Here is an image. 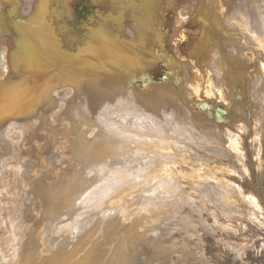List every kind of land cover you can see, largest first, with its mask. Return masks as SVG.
Instances as JSON below:
<instances>
[{"label":"rangeland","instance_id":"rangeland-1","mask_svg":"<svg viewBox=\"0 0 264 264\" xmlns=\"http://www.w3.org/2000/svg\"><path fill=\"white\" fill-rule=\"evenodd\" d=\"M187 1L173 0L170 5V0H162L163 12L159 14L163 22L159 29L161 32L162 30L166 32L160 42L165 51L163 52L155 44L159 54L154 51V55L161 57L164 61L168 60L167 58L176 61L174 63V66L177 65L176 81L180 87L184 83L183 70H189L192 82L197 81L200 84L201 92L198 97H201L208 105L213 107L215 105V109L226 112L223 102L217 96L215 86L212 89V96L207 97L204 92L207 89L209 78L214 82L217 80V75L210 64L213 54L212 47L217 45L213 39L223 32L222 28L218 29V23L212 21L216 0H201V3L208 5L205 10L207 23H202L203 18L200 20L198 13L199 10L203 11L204 6L198 9L200 0H196L197 7L195 6L190 11L189 16L186 17L187 21L177 24L178 18H181L182 7ZM68 2L69 16L64 17L75 33L85 32L88 26H105L106 28L107 24L111 27L112 23L107 14L110 10L112 12L115 10L108 5L107 0H68ZM5 4L7 3L2 2L5 15L2 18L3 28L0 25V31L3 29L0 48L3 43L5 48H2L4 56L0 55V77L5 75L4 77H11V80H17V68H14L11 59L16 35L12 21L15 22L16 15L11 13V7L7 4L8 15ZM127 9L133 11L131 8ZM127 9L123 10L125 21L123 23L124 33H122L124 37H127V32H125L127 25H131L132 22L130 17H127ZM200 13L203 16V12ZM59 21L55 19V24L57 25ZM205 24L211 25L213 32ZM198 39H203L206 47V51L203 48L202 56L205 54L207 57V69L203 67L205 55L202 57L199 53L202 57L199 58L200 62L195 56L189 54L191 48L202 42ZM222 40H224L223 36H221V43ZM246 54L252 59V63H258L252 50L246 51ZM227 60L232 62L228 55ZM158 62L161 63V61ZM236 66L238 68H235L237 79L233 83L236 88L235 97L237 101L243 100L244 106L249 111L248 115L251 116L249 121L251 120L252 131L258 134L250 138L251 128L248 129L247 126L243 129L230 123L232 111L228 112L227 120L215 118L218 123L213 124H216L218 128L217 133L212 128H210L212 131L200 129L198 123L195 122L196 119L179 117L177 111L174 113L168 107L165 109L159 104H155L156 108L152 110L157 114L155 116L138 113L140 119L142 116L146 117L147 123L144 122V117H142L144 120L122 119V112L118 107L115 108L116 106L112 109L111 116H108L109 120L105 112L100 113L101 110L95 109L94 117L97 116L95 117L97 127L88 131L90 139L96 136L97 128L109 136L125 138L133 153L131 156L134 161L118 162L112 165L108 161L91 163L90 168L81 173L82 176L84 174L83 177L87 176L90 179V184L75 202V215L67 218L62 214L58 221L51 223L42 218L47 206L46 196L44 194L38 196L33 189L35 186L39 192L40 182L46 184L55 180L59 181L54 174L55 171L59 175L62 173L68 175L76 168H84L72 157L75 136L70 122V119L79 122L78 117L81 115L79 108L84 101L83 93L80 91L81 96H79L73 86L63 84V81L56 77L59 81L56 82L58 89L56 92L53 91L54 106L41 102L30 117L26 115L18 119L19 123H23L21 128L26 132L25 135H20L19 128L13 126V119L4 120L0 125V135L10 143L4 139L0 140V253L7 258L0 259V264H17L31 236L34 235L42 251L52 236L57 237L58 241L66 236L70 237V234L74 237L78 232L77 229L92 225L90 219L93 216L99 214L104 217L114 213V208L118 203L131 208L132 214L138 215L147 211L148 217L151 216V212L155 215L150 217L154 224L152 230L144 232V235L135 236V242L127 244L126 264H264V104L260 105V102H256L246 91L244 83L247 82H244V77L239 72V69L244 67L239 64ZM151 70L158 73L162 70L161 64L152 66ZM256 88L259 91V86ZM129 89L133 90V88ZM196 98L191 97L189 101L194 102ZM91 111L94 112L92 108ZM148 111L152 113L151 110L148 109ZM213 113V116L211 114L204 116L212 118L218 115L216 112ZM170 115L172 117H169ZM68 116H70L69 119ZM111 119L115 122V126L110 125ZM156 128L163 129V131L156 133ZM133 136L138 137L136 139ZM162 145H166L162 154L148 148ZM4 146H9V149L6 150ZM169 152H172V155ZM47 155L52 157L50 160L52 166L47 173H44L41 170L42 157ZM150 157L152 160L154 157L159 158L168 168L163 170L156 167L157 162L149 165ZM19 159L34 161L35 170L38 171L35 174L36 178H33L34 181H31L32 190L28 187L30 189H28V196H24V180L21 172L9 166V164L14 165ZM194 159L197 160L194 161ZM257 159L260 163L259 167L256 165ZM197 163L202 168L201 171H197L196 175L194 165ZM42 192L44 193V190ZM163 200L165 203L162 202ZM157 206L162 209L166 207L169 212L165 209L159 210ZM154 208L156 212L162 210L158 212L161 213L159 216L153 211ZM15 251L17 255L13 258Z\"/></svg>","mask_w":264,"mask_h":264},{"label":"bare ground","instance_id":"bare-ground-1","mask_svg":"<svg viewBox=\"0 0 264 264\" xmlns=\"http://www.w3.org/2000/svg\"><path fill=\"white\" fill-rule=\"evenodd\" d=\"M3 1L10 5L11 13L16 15V19L18 18L15 22L12 21L16 35L13 42L15 48L11 53L12 64L14 68H17L16 70L18 73V79L11 80V77H4L5 75L0 77V125L8 118L13 119V126L15 128H19L18 131L20 132V135H25L26 132L21 128L23 127V123H19L20 120L18 119L26 115L30 117L41 102H45V105L48 103V106L49 104L52 107L54 106L53 104H55V99H53V97L55 94L53 91L55 90L56 92V89H58L56 82L59 80L57 78H59L60 81L62 80L63 84H70L73 86L79 96H81L80 91L83 93L84 101L82 104H80L79 108L81 114L78 117L79 122L77 123V121L73 119H70V122L75 136V145L72 157L84 168H76L68 175L65 173L59 175L58 172L55 171L54 174L56 178L59 179V181L55 180L53 182H47L46 184L42 183L43 185L40 182L38 187L41 192H38V188L34 186L33 191L38 196H42V194H44L47 198V206L42 214L43 219H46L51 223L58 221L62 214L66 215L67 218L75 215V202L90 184V179L86 176V174V177H83L84 174L82 176L81 173H84L83 170L90 168L89 165L91 163H106V161H108L109 164L111 163L112 165L117 164L118 162L128 163L134 161L133 157L131 156L133 153L130 151L131 148L128 146V141L125 140V138H123V140L121 137L119 138L113 135L109 136L105 134L103 130H98L97 128L96 136L90 139L88 136V131L93 129V127H97L95 122V117L97 116L94 117L96 110H101L100 113L105 112L104 114H106L109 120L110 118L108 116H111L113 111L112 109L116 106L115 108L118 107L122 112V119L129 118L135 120L137 118L140 119V115H138V113H147V115L152 114L153 116L157 115L152 110L156 108L155 104H159L161 107L164 106L165 109L168 107L170 110L174 111V113L177 111V116L179 117H189L190 119H196L195 122L198 123L200 129L210 130V128H212V130L214 129L218 133V128L216 126L218 121L215 120L217 117L214 116L211 118V116H209L210 118H206L204 116L210 114L214 115V111L211 110V107L201 108L197 106L198 103L204 102L206 104V102L201 97H198L201 92L200 84L197 81L192 82V78L190 79L189 76L190 73H188L189 70H183L182 76L184 83L181 85L182 87L172 85L159 87L155 91L148 94H141L134 89L131 90L120 81L107 76H76L71 70L61 67L56 62V60H54L55 57L60 55L55 47L58 39L57 35H59L56 29L62 25V23L67 21L64 16H69V11L67 9V3H69L68 0H0V25L2 28V18H4L5 15L2 10ZM107 1L108 5L113 7L115 12L110 10L107 14V16L110 17V22L112 23L111 27L107 26V24L106 28L105 26H101L102 29L104 28L102 34L107 37L105 38V42L109 43L110 41L109 44L114 50L121 47L125 51L133 54L135 57L141 58L143 55L145 56V61H150L149 66L154 65L158 60H160L159 56L154 55V51H156L155 53L159 54L155 44H157L162 49L163 47H161L162 44L160 42H162V38L165 36V33L161 32L159 29L160 24L163 22V20L160 19L161 15L159 14L160 12H163L161 8L162 0ZM172 1L173 0H170V5H172ZM195 2L196 0H188L187 3L184 4L182 11L180 12L182 18L189 16L190 11H192L196 6ZM215 3L216 9L213 12L214 14L212 21L217 22L218 29L222 28L223 32L217 35V38L213 39L217 45L215 44L212 47L213 54L210 64L211 68L217 75V80L215 82L210 78L207 80V89L204 91L205 96H212V89L215 86L217 90V96L220 101L223 102V106L226 108V113L232 111L229 122L243 129H246L247 126L248 129H250L251 120L249 121V119L251 116L249 117V111L244 106L243 100L238 99L239 101H237V97H235L236 88H234L233 83L236 81L235 79H237L235 72V68H237L236 65H243L244 68H240L239 72L242 74L241 76L244 77V82H247L244 83L246 91L251 94V97L256 102H260V105L264 104V0H216ZM21 4L24 5L25 11L30 12V15H28L30 17H26L27 19H24L25 22L20 21L21 15L17 12V8ZM199 6L200 7H198V9L204 6L203 11L199 10L198 13L200 14V20L203 18V20H201L202 23H207L205 10L206 7L208 8V5L207 3H201L200 0ZM127 8H131L133 11H130ZM125 9L128 11L127 17H130L132 20V26L127 25L126 27L127 31L125 32H127V37H124L123 35V23L125 21L123 10ZM208 10L210 11L211 9ZM200 12H203V16ZM55 19H57V21L60 20L57 25L55 24ZM202 23L200 25H202ZM2 30L3 29H1V31ZM1 31L0 38L3 37ZM221 36L224 37L222 43ZM199 40H202V42L197 43L193 48H191L189 54L191 56H195L200 61V59L205 55L204 54L202 56L203 48L206 51V47L203 44V39H198V41ZM2 48H5L4 43L2 44ZM2 48H0V55L4 56V50ZM248 50H252L255 53L254 55L256 56L258 63H252V59H250L246 54V51ZM199 53H201L202 57L199 56ZM225 53L231 58L233 63L227 60V55ZM111 55L112 54H110V57ZM71 59L72 57L67 60L70 61ZM167 59L169 60L170 58ZM172 62L176 63L175 60H172ZM203 62V67L207 69L206 55ZM77 65L80 67L83 65L81 59ZM73 67H75V65H73ZM77 70H79V68ZM256 79L258 81H256ZM255 85L259 86V91ZM191 97L197 98L194 100V102H190L189 100ZM202 100L203 102H200ZM91 108L94 110V112L91 111ZM148 109L151 110L152 113L149 112ZM162 115H164V113ZM69 117L70 116H68V119ZM142 117L145 118L144 122L147 123L148 121H146V117ZM142 117L141 119L144 120ZM169 117L172 116L170 115ZM144 122L142 123L141 121L142 124H144ZM110 125L115 126L113 119L110 120ZM140 125L141 124L139 122V126ZM144 125L146 126V124ZM156 129L157 131L154 130L156 133L158 131H163V129ZM250 131L252 132L250 133V138L255 134H258L257 132H253L252 128ZM140 134L142 135V133ZM206 134L207 133H205V135ZM214 134L213 136L215 138ZM54 136L55 134L53 137ZM133 137L137 139L138 136ZM139 138L142 140L141 137ZM1 139L6 140L5 137L0 135V140ZM23 139L25 140V138ZM6 141L9 142V140ZM17 142H19V140ZM162 146H149L148 148L152 149L154 152L156 151L162 154V152L165 151L164 147L166 145L163 147ZM4 147L6 150L9 149V146ZM136 151L138 152V150ZM171 153L172 152H169V154ZM42 158L43 160L41 170H43L44 173H47V171L52 166V163L50 162L52 157L47 155ZM196 160L197 159H194V161ZM153 162H157L156 167L158 168H162L163 170L168 168L167 165L157 157H154L153 160L151 159L149 161V165H151ZM256 162V165L259 167V160L257 159ZM9 166L12 167L13 170L21 172L24 180V196H28V189H31V187L33 188L31 181H34L33 178H36L35 174L38 172L34 167L35 162L19 159V161H16L14 165L9 164ZM194 166L196 169L195 174L197 175L198 172L201 171L202 167L198 163ZM156 188H158V186H156ZM43 190L44 193L42 192ZM170 190L172 191V189ZM172 193L170 195H172ZM162 202L165 203V200ZM114 209V213L111 214V212H109L111 215L108 216L102 217L99 214L95 216L92 215L93 218L90 219L92 221L89 220L92 225L88 226L87 224L86 226L88 227L85 228L83 226L84 228L77 229L78 232H76L74 237H72V234H70V237L66 236L58 241L57 237L52 236L46 243V248L42 251L38 242L35 240L34 235L31 236L27 242V248H25L26 250L17 264H126L128 260V256L126 257L125 255L127 244H133L135 242V236L144 235V232H148L150 229L152 230L154 224H152L150 217L155 215L151 212L152 210L150 211V217H148L147 211L141 212L138 215L134 213L132 214V211H130L131 208L122 206L120 203H118ZM160 209L162 208H159V210ZM164 209L168 211L166 207ZM153 211H155V208ZM158 212H156V214ZM159 214L161 213H158L157 215L159 216ZM44 253L45 255H43ZM16 255L17 253L15 251L13 258H15ZM5 258L7 257L0 253V259L2 260Z\"/></svg>","mask_w":264,"mask_h":264},{"label":"water","instance_id":"water-1","mask_svg":"<svg viewBox=\"0 0 264 264\" xmlns=\"http://www.w3.org/2000/svg\"><path fill=\"white\" fill-rule=\"evenodd\" d=\"M5 5L7 11L8 5ZM17 12L21 15L20 21L30 17L28 16L30 12L24 10L23 4L17 8ZM12 18L14 19L13 15ZM207 26L213 32V27L211 25ZM103 29L88 26L85 32L77 34L70 23H62L56 29L59 35H57L58 39L55 47L60 55L55 57L54 60L61 67L71 70L76 76H107L120 81L126 87L133 88L141 94L151 93L159 87L178 86L176 81L177 70L171 58L164 61L160 57L158 61H161V63L157 61L152 66L159 63L162 70L158 73L154 72L151 70L152 66H149L150 61H145V56L142 55L141 58H138L121 47L116 48V50L111 48L110 41L109 43L105 42L107 37L102 34ZM12 33L14 34L13 31ZM110 54H112L111 57ZM71 57L70 61L67 60ZM80 59L83 62L81 67L77 65ZM76 68H79V70ZM197 106L201 108L211 107L212 111L218 113L217 118L228 116V113L215 109L212 105L198 103Z\"/></svg>","mask_w":264,"mask_h":264},{"label":"flooded vegetation","instance_id":"flooded-vegetation-1","mask_svg":"<svg viewBox=\"0 0 264 264\" xmlns=\"http://www.w3.org/2000/svg\"><path fill=\"white\" fill-rule=\"evenodd\" d=\"M185 21H187L186 17L185 18H182V17L178 18L177 24H180L181 22H185ZM162 32L166 33L165 30L164 31L162 30Z\"/></svg>","mask_w":264,"mask_h":264}]
</instances>
